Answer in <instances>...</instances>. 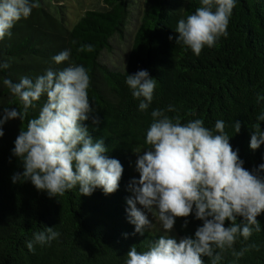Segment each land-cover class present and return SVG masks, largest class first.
Masks as SVG:
<instances>
[{
    "label": "trees",
    "instance_id": "trees-1",
    "mask_svg": "<svg viewBox=\"0 0 264 264\" xmlns=\"http://www.w3.org/2000/svg\"><path fill=\"white\" fill-rule=\"evenodd\" d=\"M38 2L41 6L0 40V63L9 65L0 69V116L6 107L22 110L19 98L3 84L5 78L34 81L49 68L59 71L69 64L82 65L90 76L88 99L94 109L84 123L94 141L103 138L105 155L118 159L124 171L118 190L107 195L97 188L85 196L77 186L50 198L31 181L13 183L12 176L23 171L21 161L12 155L14 141L21 127L38 117L46 95L34 102L23 124L9 120L0 138V264H125L132 246L138 252L147 251L164 234L157 228L143 236L135 233L126 212L128 185L139 178L137 152L150 148L146 132L153 110H164L170 118L179 116L181 123L201 119L209 129L223 120L243 166L251 171L264 163V144L255 151L249 146L255 125L260 123L264 130V121L257 120L264 114V100L257 103L258 94L264 96V0H236L228 36L211 48L205 46L199 56L176 42V29L180 19L201 6L200 0H140L139 25L121 70L111 69L102 57L112 51L114 40L125 39L135 0H104L102 10H89L76 23L69 20L68 7L59 0ZM86 45L93 50L78 51ZM64 50H70V58L57 65L53 57ZM139 70H147L157 80L153 100L144 111L126 84L127 75ZM169 106L175 111H167ZM95 119L98 124L93 123ZM237 121L241 122L239 133L235 132ZM185 219L186 228L182 227ZM257 220L261 231H254L247 241L240 237L234 245L236 251L248 249L243 257L229 250L219 264H264V212ZM202 223L194 213L177 218L169 235L177 241L194 236ZM46 227L59 232V237L49 244H35L30 251L27 243ZM202 259L211 264L210 258Z\"/></svg>",
    "mask_w": 264,
    "mask_h": 264
},
{
    "label": "clouds",
    "instance_id": "clouds-1",
    "mask_svg": "<svg viewBox=\"0 0 264 264\" xmlns=\"http://www.w3.org/2000/svg\"><path fill=\"white\" fill-rule=\"evenodd\" d=\"M235 3L236 0H200L201 6L193 14L178 21L176 42H182L197 56L205 46L213 47L221 37L228 36ZM40 6L38 0H0V40L10 36L14 25ZM92 50V45L78 49ZM69 58L70 50H64L53 61L59 65ZM8 67L7 63H0V69ZM3 84L19 98L22 110L3 108L0 138L4 136L5 123L19 119L23 124L34 102L45 95L47 98L38 117L28 120L14 141L12 155L21 161L23 171L12 176L13 183L31 181L50 198L63 196L77 186L85 196L97 188L106 195L118 190L124 171L121 162L105 155L108 149L103 138L94 141L84 123L94 111L88 99L90 76L84 66L69 64L59 71L49 68L34 81L29 77H22L19 82L5 78ZM126 84L140 101L139 109L146 110L153 100L157 80L147 70H139L127 75ZM261 100L264 96L258 94L257 103ZM167 111L175 109L169 106ZM151 116L153 121L146 132L150 148L142 154L137 152L139 178H133L128 185L131 195L126 198V212L135 233L143 236L155 226L150 213L164 234L147 251L138 252L132 246L125 264H204L202 257L219 264L222 254L229 250L233 256L243 257L248 249L236 251L238 239L247 241L254 231H261L257 217L264 212V163L251 171L243 166L239 150H233L230 144L223 120H217L214 129H209L201 119L181 123L179 116L170 118L160 109L153 110ZM257 120L264 121V114ZM93 123L98 124L99 120ZM240 130L241 122L237 121L235 132ZM262 144L264 130L257 123L249 146L255 151ZM193 213L195 219L203 222L194 236L186 235L179 241L171 237L176 219ZM226 221L230 222L227 227ZM187 225L185 219L182 227ZM59 235L52 227H46L34 234L27 248L33 251L35 244H49Z\"/></svg>",
    "mask_w": 264,
    "mask_h": 264
},
{
    "label": "rangeland",
    "instance_id": "rangeland-1",
    "mask_svg": "<svg viewBox=\"0 0 264 264\" xmlns=\"http://www.w3.org/2000/svg\"><path fill=\"white\" fill-rule=\"evenodd\" d=\"M140 0H135L133 9L131 10L130 20L128 22L127 33L125 39H116L113 41V47L111 52H105L102 57L104 64L108 65L111 69L121 70L127 64L131 46L134 40V36L137 32L140 19ZM64 3L68 8L69 20L72 23H76L84 14L89 10H102L105 7L104 0H59ZM138 207H141L138 205ZM149 219L155 225L153 228H157V231H163L160 223L150 213ZM151 228V230H153Z\"/></svg>",
    "mask_w": 264,
    "mask_h": 264
}]
</instances>
